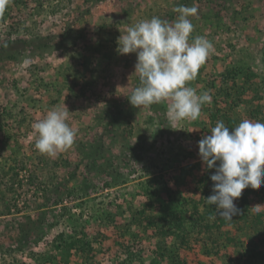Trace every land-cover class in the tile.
<instances>
[{
	"label": "rangeland",
	"instance_id": "1",
	"mask_svg": "<svg viewBox=\"0 0 264 264\" xmlns=\"http://www.w3.org/2000/svg\"><path fill=\"white\" fill-rule=\"evenodd\" d=\"M181 5L198 10L190 42L213 44L187 86L212 102L172 123L167 102L130 104L137 57L117 41L153 16L174 22ZM65 106L75 141L41 154L33 124ZM243 119L264 122V0H11L0 15V264H264V184L234 200L232 221L204 212L215 211V169L198 141Z\"/></svg>",
	"mask_w": 264,
	"mask_h": 264
},
{
	"label": "clouds",
	"instance_id": "2",
	"mask_svg": "<svg viewBox=\"0 0 264 264\" xmlns=\"http://www.w3.org/2000/svg\"><path fill=\"white\" fill-rule=\"evenodd\" d=\"M11 0H0L3 15ZM174 22L157 16L129 26L118 38L119 54H136L135 72L139 85L128 97L134 108L150 107L167 102V117L175 123L196 121L205 104L212 102L209 91L197 92L188 82L197 78L199 69L208 59L213 44L204 36L191 39L194 25L189 17L197 14L196 7L178 6ZM69 110L59 107L48 111L35 122V148L55 156L70 148L76 132L67 122ZM199 156L207 169H215L210 179L212 194L205 198L215 206L210 220L217 217L232 221L240 214L234 203L244 189H259L264 184V122L243 119L234 128L217 121L210 134L198 141ZM262 206L253 208L259 210Z\"/></svg>",
	"mask_w": 264,
	"mask_h": 264
},
{
	"label": "trees",
	"instance_id": "3",
	"mask_svg": "<svg viewBox=\"0 0 264 264\" xmlns=\"http://www.w3.org/2000/svg\"><path fill=\"white\" fill-rule=\"evenodd\" d=\"M241 196H242V195H241ZM192 203H193V202H192ZM203 203H205V202H203ZM194 205H195V208H197V207H196V204H194ZM206 208H207V207H206V205H205V210H206ZM177 210H178V213H179L178 216H180V213H181L180 208L178 209V207H177ZM204 212H206V213H208V214L211 213V215L214 214V211H208V210H207V211H204ZM200 218H201V220H203L202 217H200ZM182 220H183V217H182L181 219H178L177 222H181ZM63 242H65V241H63ZM65 244H66V247H67V246H68V247H71V248L73 247V246H72V245H73L72 243L66 242Z\"/></svg>",
	"mask_w": 264,
	"mask_h": 264
}]
</instances>
